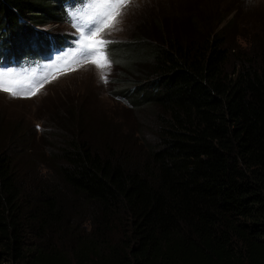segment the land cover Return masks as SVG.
<instances>
[{
    "label": "trees",
    "instance_id": "trees-1",
    "mask_svg": "<svg viewBox=\"0 0 264 264\" xmlns=\"http://www.w3.org/2000/svg\"><path fill=\"white\" fill-rule=\"evenodd\" d=\"M79 1L0 0V67L44 63L67 35L37 27ZM217 15L188 42L142 32L113 50L129 70L149 62L119 89L151 106V144L65 137L44 175L15 161L23 142L2 147L0 264H264V44L239 51Z\"/></svg>",
    "mask_w": 264,
    "mask_h": 264
},
{
    "label": "rangeland",
    "instance_id": "rangeland-1",
    "mask_svg": "<svg viewBox=\"0 0 264 264\" xmlns=\"http://www.w3.org/2000/svg\"><path fill=\"white\" fill-rule=\"evenodd\" d=\"M98 2L104 0H80L76 10H64L67 19L65 16L60 22L37 27L59 37L67 35L61 46L64 48L52 59L24 64L29 69L0 67V89L7 82L16 93L0 90V150L23 142L15 161L22 164L30 160L33 174H46L45 167L52 166L49 145H59L65 137L82 140L99 150L106 143L116 148H137L143 141L151 144L155 140L151 106H130L119 89L143 83L144 75L136 69L146 70L148 60L137 61L132 70L123 62L111 60L116 56L113 50L123 51L131 46V50L136 49L134 43H129L133 42L132 36L143 32L151 37L150 43L159 41L158 36L188 42L202 37L205 30L215 31L212 18L202 17L217 13L215 19L221 21L217 28L233 20L224 30L240 33L236 40L239 51L251 55L264 44V0H135V4L120 9L113 25L98 37L107 42L104 48L113 42L108 48L110 52L105 50L109 66L102 69L79 51L89 6ZM21 152L27 155L19 156ZM53 162L57 163L56 158Z\"/></svg>",
    "mask_w": 264,
    "mask_h": 264
},
{
    "label": "snow or ice",
    "instance_id": "snow-or-ice-1",
    "mask_svg": "<svg viewBox=\"0 0 264 264\" xmlns=\"http://www.w3.org/2000/svg\"><path fill=\"white\" fill-rule=\"evenodd\" d=\"M129 4H135V0H104V2L94 3L89 6L87 27L80 39L79 51L89 62L99 68L103 69L109 65L107 64L104 48L107 42L98 39V37L105 28L113 25L116 16L120 15V9L127 7ZM0 90L12 91L13 95L16 94L7 82Z\"/></svg>",
    "mask_w": 264,
    "mask_h": 264
},
{
    "label": "clouds",
    "instance_id": "clouds-1",
    "mask_svg": "<svg viewBox=\"0 0 264 264\" xmlns=\"http://www.w3.org/2000/svg\"><path fill=\"white\" fill-rule=\"evenodd\" d=\"M120 96H123V95H120ZM124 97V96H123ZM125 98V97H124Z\"/></svg>",
    "mask_w": 264,
    "mask_h": 264
}]
</instances>
